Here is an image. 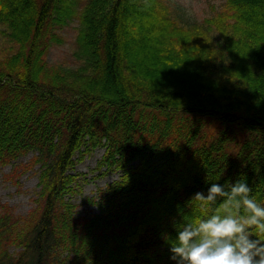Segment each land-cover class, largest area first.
<instances>
[{"label":"trees","instance_id":"16d2710c","mask_svg":"<svg viewBox=\"0 0 264 264\" xmlns=\"http://www.w3.org/2000/svg\"><path fill=\"white\" fill-rule=\"evenodd\" d=\"M78 3L79 64H49ZM211 10L197 21L170 0H0V167L11 179L38 165L39 188L24 216L0 203V264H175L174 223L223 199L201 208L196 192L240 179L264 205V0ZM97 147L98 168L119 176L80 214L70 171Z\"/></svg>","mask_w":264,"mask_h":264},{"label":"clouds","instance_id":"9594fccd","mask_svg":"<svg viewBox=\"0 0 264 264\" xmlns=\"http://www.w3.org/2000/svg\"><path fill=\"white\" fill-rule=\"evenodd\" d=\"M251 192L240 179L228 182L227 188L213 182L206 193L196 192L189 202L201 208L215 204L218 197L223 199L206 218L174 223L177 235L170 242V260L175 264H264V205Z\"/></svg>","mask_w":264,"mask_h":264},{"label":"rangeland","instance_id":"374dc122","mask_svg":"<svg viewBox=\"0 0 264 264\" xmlns=\"http://www.w3.org/2000/svg\"><path fill=\"white\" fill-rule=\"evenodd\" d=\"M178 8L186 11V15L193 20H201L211 15V7L218 6L222 0H170ZM81 3L76 6L74 16L60 26L57 31L59 42L53 43L46 60L49 64L60 65L66 68H75L79 62L75 55L78 52L76 38L78 33ZM216 123L206 124L207 128L215 126ZM104 152L103 147H97L85 154L82 160H75L70 171L76 174L79 191L74 195H68V199L76 204L80 214L94 212L95 207L86 205L83 200L85 197L97 195L99 188H104L107 184L116 180L119 173L106 168H98L99 160ZM34 152L21 157L16 164H27ZM77 158V157H76ZM11 172V165L0 167V203H7L14 209L15 214L24 216L34 206L33 199L38 191V165L26 172L17 171L11 179H6V175Z\"/></svg>","mask_w":264,"mask_h":264}]
</instances>
